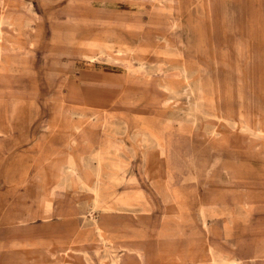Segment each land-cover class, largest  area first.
I'll return each mask as SVG.
<instances>
[{"label": "rangeland", "instance_id": "374dc122", "mask_svg": "<svg viewBox=\"0 0 264 264\" xmlns=\"http://www.w3.org/2000/svg\"><path fill=\"white\" fill-rule=\"evenodd\" d=\"M13 2V6L5 9V11L0 4V12L17 22L15 25L4 24L2 26L4 39L0 40L3 57L9 61L11 60L9 65L7 64L0 70V218L2 216V221H0V264H9L7 248L1 246L2 239L6 236H8V239L14 238L16 236L14 231L17 230L16 228H20L18 225H11L13 226L12 229L16 230L7 229V218L12 219L14 210L17 211H15L16 213L22 214L29 211V207L34 209L36 204L28 202L30 200L29 196H44L49 188L30 186L29 179L54 177L50 175V165H41L38 162L40 151L35 149L34 145L40 140L41 136L46 135L62 148L58 154L57 165L59 166L66 162L67 156H73L78 162L85 157L91 158L90 163L92 164L97 162L93 157L95 156V149L98 148L96 143H92L85 148L79 145L66 146L63 144L64 136L75 131L74 127L79 117L77 113H73L67 120H63L61 115H56L58 96L60 94L67 96L70 92V88L67 86L58 87V78L49 77L53 62L57 59V52L53 48L61 37L56 36L57 32L64 33L69 28H85L89 25V36L99 35L102 34L104 28L112 29V12L114 16L125 14L127 19L130 9L133 14L136 13L139 17V26L137 27L140 28V38L132 37L123 31L126 30L127 25L125 24L130 19H125V23L122 24V31L118 30L120 28L117 29L119 32L118 37L124 42L127 41L132 45L139 46L141 54L149 56L150 61L149 64L147 62L145 65V69H139L135 59H130L129 67L132 69L133 79L131 86L134 88L131 91L133 100L130 103L125 95L124 104L118 105L115 112H142L149 122L169 120L173 129L176 128L179 119H186L185 122L190 125L191 113L189 112L192 110L190 103L195 97V91L193 90L192 93L186 95L183 92L184 83L179 74L180 67L178 64L173 61L166 62L163 55L159 56L160 48L164 44L168 45L170 51H173L172 54L177 53L185 59L189 71H197L193 74V77L198 78L197 81L203 83V85L198 83L201 90L196 91V94L203 102L204 111L212 107L204 106L205 99L203 97H205L206 91L203 88L204 86H210L208 83H204V74L206 71L211 73L214 71L213 69H216L215 71L218 72L220 79L221 94L219 97L218 92L214 91L213 87L215 85H212L213 90L211 93L209 92V95L213 100L208 99L206 103L208 104L211 101L213 105V101H219L223 109L213 107L212 112H210L216 114L215 116L218 119L224 120L225 115L232 118L236 117L234 114L237 113L238 103L234 100L235 98L229 95L230 93L227 98V89L230 83L237 84L240 89L244 88L246 96L249 97H251L253 89L261 88L264 91V0H175L172 6H168L169 4L164 3L163 0V7H168L169 12L171 11L172 15L178 18L180 25L177 29L175 28L176 30L171 29L167 23L168 20L164 19H170L171 15L167 13L164 15L159 14L162 17L156 20L155 16L158 10L153 8L149 1L130 8L124 0L121 3L116 2L114 5H112V0H13ZM163 11L167 12V9ZM95 17H103L104 22L93 23ZM164 36L167 41L163 40ZM180 38L183 39L182 42L179 41ZM190 45H195L197 48ZM20 60L23 65L17 63ZM157 66L159 67L157 68ZM117 69L121 72L126 69V65L122 64ZM210 80L213 81L211 78ZM238 82L241 86L238 85ZM143 94L145 95L142 96ZM151 99L153 100L151 101ZM260 100L264 108V95ZM129 104L130 106H128ZM141 105H144L145 108H140ZM24 107L27 114L32 112L33 109H37V111L36 116L32 115L35 117L33 124L31 122V127L28 121L23 120L26 121V124L21 123L24 125V131H21L23 132L21 133L16 126V118H18L17 115ZM202 110L203 108L200 107L197 111L200 122L205 124V121L209 118L216 120L213 114L203 116L204 111L202 112ZM49 118H52L56 124H66V135L62 132L49 135L45 127V123ZM259 118L264 120V112L260 113ZM222 123L218 128L219 131L236 132V129L231 128V125ZM26 126L29 127L26 128ZM109 126L111 125L97 127L91 132V135L115 136L116 131H112L113 129L111 130ZM137 135H134V138L138 140L137 142L140 145L135 144V151L132 154V165L134 167L130 166V169L136 170L135 167L143 163L140 171L144 174H150L149 169H155L158 166L152 155L154 148L149 145L146 135L141 134L140 138L142 140L140 141ZM223 139L226 138L223 137L221 141H224ZM194 147L203 149L204 153L199 157V163L201 164L205 163L214 154V150L205 151L206 145L203 138L185 135L179 138L178 141L173 140L170 142L169 148L174 150V159H170L167 164L162 157L159 169L168 170L173 167H176L174 169L180 167V172L185 174V170H187L186 163H188L187 157H189ZM261 149L260 147L257 148L259 152ZM140 155H143V161L139 159ZM111 163L112 158L109 159L107 164L109 166L103 162L100 169L101 175L106 178V181L112 173ZM88 167L92 168L93 165ZM88 167L82 166L80 174H65L67 188L58 192L54 204L59 203L66 196L69 197V200H74L78 205H81V211L87 213L82 204L89 201L94 195L85 187V184H91L92 180H88L82 174ZM37 168H40V170L36 171ZM182 173L177 174L172 182H168L169 188L175 190L179 196L182 195L180 197L181 202H177L181 205L182 210L186 214L197 216V207L200 202L197 192L199 191L202 194L205 190L204 186L194 184L195 181L183 177ZM221 189L227 190L226 192L223 191L228 199L225 207L231 210L234 205L230 201L237 194L244 195L252 190L264 194V174L248 177L240 174L233 180L225 181L223 179L209 182L208 191L210 194L220 192ZM194 194L197 197L193 196ZM31 199L35 200L36 198L31 197ZM48 205H50L49 202L38 204L41 207ZM245 216L238 218L231 225L232 235L230 236L225 235L223 218H213L214 220L211 222L213 233L210 236V241L217 251H233L235 249L233 243L238 234H245V237L264 238V200L253 205ZM215 227L219 229L215 230ZM21 228L24 235L29 237L40 234H46L45 236H47L55 227H52V222L35 216L23 221ZM188 228L185 229L188 230ZM18 236L24 237L22 233ZM53 236L68 238L70 233L63 230L53 233ZM223 243L229 245H222ZM30 254L32 255L34 252L31 251ZM95 259L98 263L100 260H103L102 263H106L107 255L102 248L95 255ZM21 263L19 260L17 261V264ZM249 264H264V251L261 259Z\"/></svg>", "mask_w": 264, "mask_h": 264}, {"label": "crops", "instance_id": "0c3cea01", "mask_svg": "<svg viewBox=\"0 0 264 264\" xmlns=\"http://www.w3.org/2000/svg\"><path fill=\"white\" fill-rule=\"evenodd\" d=\"M124 1L127 2L128 6H129L128 8L133 7L134 5L139 6V4H140L134 0H124ZM116 2L121 3L122 0H112V5H114ZM144 2H146V1H144ZM166 13L168 14V12H166ZM166 13L165 12H161V13L158 12L155 16L156 20L161 19L162 16H159V14L164 15ZM122 16L124 19L127 18V17H125L126 16L125 14ZM127 16H128V19H131L130 17H132V19L133 18L137 19L136 13L133 14L131 12V9L128 12ZM123 18H120V15L114 16L113 12H112V32H113V34H112V52L116 53V51H117L119 55H122V53H123L122 51H124L125 53H123V54L128 55L127 61L122 60L119 57H116V58L112 57V87H106V86H103L101 84L102 83V77H103L101 70H98L96 68H92L91 66L83 63L82 60H80L79 58H76V57H73L70 59L67 57L57 56V59L55 61L61 60L60 65L61 66L66 65V68H68L67 66H69L70 65L69 63L71 62L70 67L72 69V70H70L68 68L64 73H62L61 74V76H63L62 81H59L57 83L58 87L67 86L70 88V92L67 94V96H65L64 94H62V95L60 94V96L62 97L63 106L72 110V111H77L78 113H83V114L85 112H89L91 110H93L94 112H101V111L106 109L107 113L98 116L96 119L94 118L92 120L91 124H89V123L87 124V122H84V120H83L82 123H86L83 126V131L87 134H91V132L94 129H96L97 127H100V126L106 127L110 124L111 126H109V127L111 128V130L113 129L112 131H116L115 136L111 137L109 135L108 137H104V136H101L100 134H92V136H96L97 138H99V137L110 138L115 142H120L125 147H127V146L129 148H131L132 146L135 147V145L133 144V138H134L133 134L136 135V134L140 133L139 135H137L140 140H142V138H140L141 134H143V135L145 134L146 136L147 135L150 136L149 138L147 136V138L149 140V145L151 146V148H154V147L156 148L157 144H156L155 140H158V139L165 140V138H166V139H170L172 141L173 140L178 141L179 138L184 137L185 135H189L190 137L203 138L204 143L206 145V149H205L206 152H208V151L210 152V151L214 150L211 148V145L208 142V139L210 138V136L208 135L209 133L204 132L201 129L203 123L200 122L199 118L197 117V111H198L197 105H200V106L203 105L201 99L198 98V96L196 94V87H195L196 85L195 84L198 83V81H197L198 78L196 80V78L193 77V73H196L197 71H195V72L191 71L190 72L187 69L185 59H183L179 54L177 55V53L172 54L173 51H169L170 48H168V45L164 44L160 48L159 56L163 55V57H165L164 60H166V62H171V60H172V61L176 62L178 64V66H180L182 64L179 68V74L181 75L182 81L184 83L183 84V92L187 95L189 93H192L193 90H195V97L193 99L194 101L192 100V102L190 103V107L192 108V110H191L192 113L191 112L190 113H191V117L194 120V123H193V120H191L192 119L191 117H190V120H191L190 123L191 122L192 123L190 125H187V123L185 122L186 119H184V120L179 119L176 128L173 129V127L170 126V125H172V123L169 120H163L161 122L160 121L159 122L158 121L157 122H149L145 118V116L143 115L142 112H140V113H129V111L127 113L115 112L116 107L118 105L124 104L123 99L127 95H128L127 97L129 99L130 103L133 100L131 97V91L134 88L131 86L132 85L131 82H133V79H132V69L129 67L130 59H135V60L137 59L136 62L138 64L137 67H139V69H145L144 68V67H146L145 65L147 64V62L149 63V61H150L149 56H147V55L144 56L143 54H141L142 52H141V48L139 46L132 45L130 42H127V41L124 42L118 37V35H119L118 30L122 31L121 30L123 28L122 24L125 23V20H123ZM171 18L172 19L176 18V20L178 21V18L175 16L171 15ZM138 19H139V17H138ZM138 19L135 23V26L132 28L128 24H125V25H127V28H126V30H123V31L127 32L132 37L136 36V38H140L139 37V36H141L140 30H139L140 28L137 27V26H139V23H138L139 20ZM164 19L168 20L167 23L170 26L171 20L169 18H164ZM178 23H179V21H178ZM113 24H115V25H113ZM118 28H120V29H118ZM114 32L116 34H114ZM163 40L167 41V38L163 37ZM138 41H140V40L138 39ZM179 41L182 42L183 39L180 38ZM191 47L195 48L196 46L193 45ZM128 48H130L131 50H128ZM118 49H120L121 51H119ZM76 60H78L79 62L77 61L78 64L75 63V64H73L74 65L73 66L72 62L74 63ZM65 61L66 62L69 61V63H66ZM120 62H122V63H120ZM62 63H64V64H62ZM58 64H59V62H58ZM67 64H69V65H67ZM122 64L126 65V69L119 72V69H117V68H120V65H122ZM158 67L159 66H157V68ZM115 69H117V70H115ZM180 70L182 71L181 73H180ZM213 70L214 71H212L211 73L206 71V73L204 74V76H205L204 82L209 83L210 86H204L206 89L203 88L204 91H208V93L207 92L205 93V97H203V99H205L204 106H206V107H207V105L212 106V107H209V109H208V111L210 110L211 112H212L211 109H213V107L214 108L220 107L221 109H223L221 107L219 101H217V102L213 101V105H212L211 101H209L208 104L206 103L208 101V99L213 100V98L210 97V95H209V92H211L213 90L212 85H215V87H213V88H214V91L218 92L219 97L221 94V92H220V79L218 76V72L215 71L216 69H213ZM211 76H213V77H211ZM210 78L213 81H211ZM188 80H190V81H188ZM81 84H83V85H81ZM86 86H89V87H86ZM185 86L186 87L188 86L190 88L187 87L188 88L187 89ZM90 87L91 88L92 87L97 88V89H95L96 92L94 91V89H91ZM234 87H236V89H237V87H238L237 84L233 85L232 83H230L228 85L227 97H228V94L230 93V90H232V88H234ZM88 88H90V89H88ZM88 90H90L92 93ZM243 90H244V88H241V91H243ZM83 91H84V93H83ZM93 91L96 94H94ZM98 93H100L101 95ZM103 93H105V94H103ZM107 94H109V95H107ZM84 95H86V96H84ZM89 95H91L90 98H89ZM110 95H113V97H111ZM144 95L145 94H143L142 96H144ZM93 97H95V98H93ZM107 98H109V99H107ZM152 100L153 99H151V101ZM197 100H198V102H200V104L195 103V102H197ZM128 106H130V104ZM154 106H153V108H154ZM140 108H145V106L141 105ZM36 111H37V109H35V110L33 109L32 112H28V114H26L24 116V118H22V120H20L18 117L19 115H17L18 118H16L17 119L16 126L20 132L24 131L23 130L24 125H22V124L25 123L26 121L29 122L30 127L32 126L33 119L36 116L35 115ZM208 111H205L204 112L205 115L203 114V116L213 114V113L208 114L207 113ZM156 113H158V112L156 111ZM33 114L35 116H32ZM29 116H32V117H29ZM78 117H79L78 122H80V120H79L80 118H82V119L84 118V116L80 117V115H78ZM61 118L63 120H67L69 118V116L61 115ZM23 120H26V121L24 122ZM212 120L213 119L209 118L206 121L209 122ZM52 121L55 122L52 118L51 119L49 118V120L45 123V127L47 126L48 123H51ZM145 121H147V122H145ZM206 121H205V123H206ZM31 122H32V124H31ZM121 122H123V123H121ZM114 124H116L117 126L114 127ZM168 124H169V126H168ZM122 125H124V126H122ZM29 126H26V128H28ZM58 126H59L58 131L65 133V135H66L67 125L66 124L65 125L64 124L63 125L58 124ZM146 126H148V127H146ZM117 127H118V129H117ZM187 127H188V129H187ZM195 127H196V129H195ZM161 128H163V129H161ZM144 130H146V131H144ZM159 130H160V132H159ZM182 130L183 131L186 130V131L183 132ZM46 131L49 135H51L48 128L46 129ZM73 132L68 133L67 135H71V134H73ZM134 132H136V133H134ZM21 133H23V132H21ZM225 133L228 134L229 132H225ZM162 134H163V137H161ZM222 138L223 137H221V136L218 137V139L220 140L218 142V146H219V150L221 151L220 153L222 154V159H221L222 162L219 163V167H218V170L216 171V173L212 177H210L209 179H206V177H205L204 170L208 166V164H209V162L213 156V155H211V157L209 159H207L205 161V163H203V164L198 163V167L200 168V172H199L197 178H195V179L191 178L193 181H195L194 184H198V186H199V184H201L202 186H204V189H205L202 194L199 193V191L197 192V194H198L197 196L200 198L199 204H201V203L210 204V203L215 202V203H222V204L226 205L228 199H227L226 195L224 194V192H226L227 190L226 189L222 190L223 189L222 188L220 190V192L210 194L208 191L209 182H211L212 180L218 181V180H223V179L225 181L226 180L227 181L233 180L234 178H236L240 174L245 175L246 169L256 170L259 168V167L257 168V166H255V164H260V162H261L258 157H254V156L252 157L249 155L246 156L247 154L244 152V149L238 143L234 142V140L224 142V141H221ZM150 139H151V141H150ZM227 139L228 138L223 139V140H227ZM92 143H96V146H98V148L103 147L104 149H107L105 146H102L100 143H98L96 141H93ZM92 143H89V145H91ZM63 144L67 145L65 139L63 141ZM136 145L138 146L140 144L137 143ZM51 147L57 148L59 146H57V144H54V142H52L49 139V137H47L46 135L41 136L40 140L35 143V149H39V151H40L39 155L43 154L42 152H45V150L50 149ZM196 147H197V145H196ZM196 147L193 148L190 155L192 154V152L194 150H199V153H198V159H199V157H201L204 152H203V149L196 148ZM155 148H154V151L152 153L155 152ZM133 152H134V150H130V153L133 154ZM173 155H174V150H173ZM249 157H252V159H250ZM73 159H74V161L72 162L71 165H67L66 164L67 162H65V163H63L64 165L61 164L60 166L57 165L58 166L57 168H51V171L56 172V174H53V175L50 174L51 176H54V177H48V178L46 177L45 179L44 178H40V179L30 178L29 179V185L30 186L53 187V190H52V194H51L50 198L42 199L41 197H44V196L30 195L29 196L30 200H28V202L35 203L36 204L35 208L31 209L29 207V211L22 213V214L16 213L17 211L14 210V214H13L12 219L7 218V220H6V224H7L6 228L7 229L8 228L12 229L13 226H11V225H15V226L18 225V227H20V228H16L17 230L12 229V231L16 230V231H14V232H16V236H15L16 238L14 237L12 239H8L7 238L8 236L3 238L2 247L7 248L8 263L9 264H17V261L19 260V262H22L23 264H29V263L30 264H89L90 262H92L90 264H161L163 256L164 257L169 256L171 254V252L173 251V249H171V247L164 248V246L158 242H160V234H161L160 231L162 230V228H160V226L161 227L163 226L162 220H163L164 215L166 213L165 204L167 202L168 203H170V202H175V203L181 202L180 197L182 195L179 196L175 190H172L171 188H169L170 186L168 184V182H172V180L175 179L177 174H181L179 172L180 167H178L177 169H174L176 167H173V168H170L171 170L170 169L162 170V169H159L160 163L157 162L156 165H158V166L155 169H149L151 171V173H150L151 175H150V174H144V172L140 171L141 167L143 166V163L142 164L140 163L139 168H137V166H136L135 167L136 170L130 169V166H133L132 162H131L132 159H131L128 162L127 166L124 167L126 170L123 168L124 173L122 175L126 179L134 171H139L140 182L136 186L140 188L141 194L144 197L145 201L149 204L150 210L147 212L133 211L131 209H125L123 211H115V210H112L110 208V206H108V205H111V203H112V195H111V197H108L107 199L102 200V201H100V199L94 200V195H93V197L89 201L82 204L83 209H85L86 212L88 213V214L87 213L85 214L84 212L81 211L82 210L81 205H78L74 200L73 201L69 200V197H66V196L63 197L62 201L54 204V200H55V198H57L58 192L59 191L61 192L65 188H67L66 183H65L66 179L65 180L63 179L64 181L62 184H58V181L60 180V178L65 177V174L71 175L72 173H78V172H79L78 174H80L81 173L80 170L82 169V166L88 167L82 161L78 162L75 160V158H73ZM140 159H141V161H143V155H140ZM80 160H82V159H80ZM245 161H247V164H245ZM94 164H96V163H93L91 165H94ZM245 165H247V166H245ZM114 167L115 166H113L112 170L115 169ZM100 169H101V166L98 167V166L94 165L92 168H90V167L86 168V170L82 174H84L88 180L93 181V177L91 176V172L97 171V170L101 171ZM39 170H40V168H37L36 171H39ZM153 170L154 171L155 170L156 171L161 170L160 177H158L156 179V181L159 182V184H155V180L153 179V175H152V172H154ZM45 174H48V173H45ZM182 174H183V177H186V175L184 173H182ZM33 176H35V175H33ZM88 191H90V190H88ZM182 194H184V193H182ZM167 196H169L168 197L169 199L167 198ZM193 196L197 197L196 194H194ZM232 196H233V194H232ZM31 197H35L36 199L33 200V199H31ZM239 197H241L240 194L233 196V198L231 199L230 202L235 203L236 201H238ZM39 198H41V199H39ZM41 202H49L50 205L42 206L43 207L42 208L41 206H38V204ZM92 202L103 203L104 208L92 211L91 210L92 204H94ZM180 211L182 212V214L188 215L182 210V208ZM197 213H198V209H197ZM224 213H225V215H227L229 213V210L226 209L224 211ZM24 215H26V216H24ZM35 216L39 217L40 219H44L46 221L52 222V227H55V228H53L52 231L50 233H48L49 235L45 236L46 234H40V235L29 236V237H26V235H24V231H22V228H21V223L25 220H29L31 218H34ZM193 216L197 217L195 215H193ZM21 218H23L24 220ZM189 228H188V231H190ZM63 230L69 231L70 236L68 238H62L59 236L54 237L53 236V233H57V232L63 231ZM21 233L23 234L24 237L18 236V234H21ZM99 234H100V236H99ZM211 235L212 234H209V237H208L209 242L208 243L206 242L204 245H202L203 246L202 249H206L208 247L209 243L212 246H214L213 243L210 241ZM225 235L230 236V235H232V232H228ZM104 237H105V239H104ZM43 244H45V246ZM97 245H99L98 246L99 248H97ZM126 245H128V246H126ZM183 245L187 247V245L185 243ZM222 245L226 246L229 244L223 243ZM233 245L235 246V249H245L248 246L244 240V237L239 236V235L234 240ZM42 247H44V248H42ZM104 247H106V248H104ZM61 248H63V249L61 250ZM101 248L104 250V252L107 255L106 263H102L103 260H100L99 263L96 262L95 255L97 253H99V250ZM55 249L57 251H55ZM169 249H170V251H169ZM31 251H33L34 254L31 255L30 254ZM51 251L52 252L54 251V252L52 253ZM162 251H165L167 254L164 253V255H163ZM47 252L50 254V256ZM55 253H56V255H55ZM214 253L216 255H220V256L226 254V252L217 251L215 246H214ZM123 255H125L124 262L122 261ZM32 256H34V259L32 258ZM52 256H54V257H52ZM86 256H88L87 259H86ZM27 258L29 261L27 260ZM29 258H31V259H29ZM32 260H33V262L31 263L30 261H32Z\"/></svg>", "mask_w": 264, "mask_h": 264}, {"label": "bare ground", "instance_id": "6f19581e", "mask_svg": "<svg viewBox=\"0 0 264 264\" xmlns=\"http://www.w3.org/2000/svg\"><path fill=\"white\" fill-rule=\"evenodd\" d=\"M55 1H57V0H55ZM134 1H136V2L139 1L138 3H141V2H144V1H149L152 4V7L155 8L156 10H158V11H156L157 13L158 12H160V13L164 12L163 10L167 9L168 14H170V15H172L171 11L169 12L168 7H163V4L167 3V4H169L168 6H172L175 3V0H164V3H163V0H134ZM13 3H14L13 0H0V4L4 8V11H5V9H8V8L12 7ZM31 11H33V10H31ZM8 13H9V11H8ZM11 13H12V11H11ZM172 16H174V15H172ZM95 18L96 19L93 21V23H103L104 22V20H103L104 18L103 17H95ZM120 18H123V16L121 15ZM130 18L131 19L129 20V22H127V24L132 28V27L135 26V23H136V21L138 19V16H137V19L136 18L132 19V17H130ZM125 19H127V18H125ZM125 19L123 18V20H125ZM14 20L9 19L8 17L4 16L2 12H0V40L4 39L3 38L2 26L4 24H9V26L17 24V22L14 21ZM170 20H171L170 28L171 29H175V28L177 29V27L179 26V23L176 20V18H173V19L171 18ZM29 21H32V20H29ZM88 29H89V25L86 26L85 28L84 27H82V28L78 27L76 29L75 28H69V30H67V31L65 30L66 32H64V33H62L61 31L57 32L56 36H58V37L61 36V37H60V40L57 43H55V47L53 49H55V51L57 52V56H59V57H67V58H70V59L73 58V57H76V58H79L80 60H82L83 63L91 66L92 68H96L98 70H101L102 71V76H103L101 84L103 86H106V87H112V57H115V58L119 57L120 59L127 61V56L128 55L127 54L124 55L123 54V53H125L124 51H122L123 52L122 55H119L117 51H116V53L112 52V34H113L112 29L104 28L102 34H99V35H97V34L95 35L94 34V35H91V36H89L90 32H89ZM114 34H116V33L114 32ZM12 38H14V37H12ZM14 42H15V40H14ZM118 50L121 51L120 49H118ZM128 50H131V49L128 48ZM169 51H170V49H169ZM244 53H245V51H244ZM11 57H14V56H11ZM19 58H20V56H19ZM10 61L7 60L5 57H3L2 49L0 48V70L3 69L7 64L9 65ZM77 61L78 60H76L74 63L72 62V65L75 64V63L78 64ZM58 62H59V64H58ZM17 63L20 64V65H23V62L21 60L17 61ZM60 63H61V60L53 62V65H52L51 70H50L51 71L50 72L51 75L49 74L50 75L49 77L50 78L51 77H56V78L59 79V81H62L63 76H61V74L64 73L68 68L70 70H72V69L70 67L71 66V62L70 63H69V61L66 62V63L70 64V65L67 64V65H69V66H67L68 68H66V65L61 66ZM64 63H62V64H64ZM101 63H103V64H101ZM196 69H194V70H196ZM39 70H40V68H39ZM181 72L182 71L180 70V73ZM42 79H44V78L42 77ZM196 80H197V78H196ZM188 81H190V80H188ZM198 83H199V81H198ZM198 83L195 84L196 86L194 85L196 87V91H200L201 90V88L199 87L200 85H198ZM83 84H81V85H83ZM200 84L203 85V83H200ZM238 85H240V82H238ZM86 87H89V86H86ZM90 88H88V89H90ZM188 88H190V87H188ZM91 89H94V91H95V89H97V88L92 87ZM204 89H206V88L204 87ZM253 90L254 91H251V93H252L251 97H249L248 95L246 96L245 90H244V93L242 94V91H241L239 86L237 87V89H236V87L232 88V90H230V95H231V97H234L235 100L238 103V105H237V113L234 114L236 117L232 118L229 115H225L224 116V120H221L220 118L218 119L215 116L216 114L215 115L213 114V116L216 117V120L215 121L214 120L213 121H209V122L206 121V123L202 125L201 129L204 132L209 133L208 135L210 136V138L208 139V142L210 143L211 148L215 150L214 154H213V156H212V158H211V160H210V162L208 164V166L204 170L206 179H209L210 177H212L216 173V171L218 170V167H219V163L222 162L221 161L222 154L220 153L221 151L219 150V146H218V142L220 140L217 139L219 136L228 138L227 140H224V141H233L234 140V142L238 143L244 149V152L247 154L246 156H248V155L252 156V157L254 156V157H258L260 159V161H261L260 164H255V166H257V168L258 167L259 168L256 169V170H248V169H246L245 170V175L246 176L258 175V174L259 175H263L264 174V120L259 118L260 113L264 112L262 101L260 100L262 95H264V91L261 88H256V89H253ZM88 91H90V90H88ZM95 92H94V94H96ZM83 93H84V91H83ZM100 93H98V94H100ZM103 94H105V93H103ZM107 95H109V94H107ZM84 96H86V95H84ZM90 96L91 95H89V98H90ZM110 96L113 97V95H110ZM93 98H95V97H93ZM109 98H107V99H109ZM58 99H59V101H58V109L56 108V113H57L56 115L70 116L73 113H75V114L77 113L78 115H80V117L84 116L83 119L82 118L79 119L80 122H77L76 126L74 127L75 131L73 132V134L64 136V139H65L66 144H67L66 146H77V145H79V146H83L85 148V147H87L89 145V143H92L93 141H96V142L100 143L102 146H105L107 149H104L103 147L95 149L97 152L95 151V156H93V157H95L97 162H95L96 164H94V165L100 167V166H102L103 162H104L105 165H107L108 162H109V159L112 158V163H111L112 164V168H113V166H115L114 167L115 169L112 170V173L109 176V178H107V181H106V178L103 175H101V171L97 170V171H92L91 172V176L93 177V181H92L91 184H86L85 186H86V189H88V190L93 192L94 200H99L100 199V201H102V200L107 199L108 197H111V195H112V203H111V205H108V206H110V208L112 210L123 211L125 209H131L133 211H140V212L149 211L150 210L149 204L145 201L144 197L142 196L140 188L136 186L140 182V176H139L140 173H139V171H134L126 179L122 175L124 173L123 168L125 166H127L128 162L133 158L132 153H130V150H134L135 151V147L134 146H132L131 148H129L128 146L125 147L120 142H115V141H113L110 138H101V137L97 138L96 136H92L91 134H87V133H85L83 131V126L86 124V123H82L83 120H84V122H87V124L88 123L91 124V122H92V120L94 118L96 119L98 116L106 114L107 110L105 109V110H103L101 112H94L93 110H91L89 112H85L84 114L83 113H78L77 111H72V110L64 107L63 106L62 97L60 95L58 96ZM195 103L196 104H198V103L200 104V102H198V100ZM197 106H198V108H200V107L203 108L202 112L204 111V107H202L200 105H197ZM205 111H206V109H205ZM221 113H222V111H221ZM26 114H27V112H26L25 107H24L23 110H21L20 113L18 114L19 115L18 116L19 119L22 120V118H24V116ZM202 114H204V113H202ZM191 120H193V118ZM145 122H147V121H145ZM222 122H224L225 124L231 125V128H235L236 132L235 133L232 132V133H228L227 134V133H225L223 131H219L218 128H219L220 124L221 125L223 124ZM121 123H123V122H121ZM193 123H194V120H193ZM115 126H117V125L114 124V127ZM122 126H124V125H122ZM168 126H169V124H168ZM170 126H172V125H170ZM46 127L49 129V132H50L51 135L53 133H57V132L59 133V131H58L59 130L58 129L59 126H58V124H56V122L52 121L51 123H48ZM146 127H148V126H146ZM188 127H187V129H188ZM117 129H118V127H117ZM161 129H163V128H161ZM195 129H196V127H195ZM144 131H146V130H144ZM185 131H183V132H185ZM159 132H160V130H159ZM134 133H136V132H134ZM134 135L135 134H133V136ZM144 136H145V134H144ZM162 136H163V134H162ZM149 137L150 136H148V138ZM64 139H63V141H64ZM151 139H150V141H151ZM137 141L138 140L133 138V144L134 145L138 143ZM139 141H140V139H139ZM171 141L172 140H170V139H165V140L158 139V140H155L157 145H156V148L154 147L155 148V152L152 153V155H153L154 160L160 163L159 166H161V160H162L161 158L162 157L164 158V160H166L167 164H168L170 159H174L175 153L173 155V150L171 148H169V144H170ZM52 142H54V141H52ZM258 147L262 148L260 152L257 150ZM61 149H62L61 147H57V148L56 147H51L50 149L45 150V152H42L43 154H40L38 162L41 165H43V164L44 165H50L51 168L52 167L56 168L57 163H58V154L60 153ZM49 151H50V154L48 155ZM198 153H199V150H194L192 152V154L189 155V157H187L188 158V161H187L188 163H186L187 164L186 165L187 170H185L186 171L185 175L188 178L195 179V178H197V176H198V174L200 172V168L198 167V163H199ZM85 154H83V155H85ZM67 155H68V153H67ZM136 156H137V154H136ZM252 157H249V158L252 159ZM73 158H74L73 156H67V160H66L67 163L66 164L67 165H71L72 162L74 161ZM81 159H82V162L86 166H90L92 164V163H90L91 162V160H90L91 158L89 159L88 157H85V158H81ZM139 159H140V157H139ZM149 159H150V157H149ZM132 161H133V159L131 160V162ZM149 162L152 163L151 161H149ZM245 164H247V161H245ZM107 166H109V165H107ZM245 166H247V165H245ZM137 168H139V165L137 166ZM180 173H182V172H180ZM50 174L53 175V174H56V172L51 171ZM75 174H77V173H75ZM160 174H161V170H159V171L155 170L154 172H152L153 179L155 180V184H159V182H157L156 179L158 177H160ZM63 179L65 180L66 178L65 177H61L60 180L58 181V184H62L63 181H64ZM52 190H53V187H49L47 189L46 193L44 194V198H50V196L52 194ZM46 195H47V197H45ZM168 197L169 196H167V198ZM263 200H264V194H262V192H256V191L252 190V191L248 192L247 194L241 195V197H239L238 201L233 203V205H234L233 209H231V210L228 209L229 213L227 215H225V213H224V211L226 210L225 204L215 203V202L214 203H210V204L201 203V204L198 205V208H197L198 209L197 217H194L192 214L184 215L180 211L181 210V205L180 204H177L175 202H170V203L167 202L165 204L166 213H165L164 218L162 220V225L163 226L162 227L160 226V228H162V230L160 231L161 232V234H160V242H158V243H161L164 246V248L171 247V249H173V251L171 252L170 255L168 254L169 256H166V255H165L166 257L163 256L161 264H249V263H253L256 260L261 259V257L263 256V251H264L263 250L264 238L245 237V234H242V235L238 234L239 236H243L244 237V240H245V242H246V244L248 246L245 249H234L231 252L228 251V252H226V254L221 255V256L220 255H216L214 253V246H212L210 243L208 244V247L206 249H202V247H203L202 245H204L206 242L207 243L209 242L208 241L209 240L208 239L209 234L213 233V230H212L213 227L211 225L212 220H214L213 218H215V217H222L223 218L225 234H227L228 232H231L230 228H231V225L234 224L235 220L245 216V214L250 210V208L253 205H255L257 202H260V201H263ZM92 203H94V204H92V208H91L92 211L104 208V204L103 203H98V202H92ZM24 216H26V215H24ZM1 219H2V216L0 218V221H2ZM21 219H23V218H21ZM186 227H190L189 228L190 231L186 230L185 229ZM238 227H239V224H238ZM218 229H216V227H215V230H218ZM99 236H100V234H99ZM105 237H104V239H105ZM184 243L187 245V247L183 245ZM2 245H3V239L1 241V246ZM43 245L45 246V244H43ZM98 246L99 245H97V248H99ZM126 246H128V245H126ZM42 248H44V247H42ZM104 248H106V247H104ZM56 249H55V251H57ZM62 249L63 248H61V250ZM169 251H170V249H169ZM164 253H166V252L162 251L163 255H164ZM55 255H56V253H55ZM49 256H50V254H49ZM52 257H54V256H52ZM87 257L88 256H86V259H87ZM32 258L34 259V256H32ZM124 258H125V255H123V257H122V261L123 262L125 260ZM29 259H31V258H29ZM27 260H28V258H27ZM30 262L32 263L33 260L30 261ZM90 263H92V262H90Z\"/></svg>", "mask_w": 264, "mask_h": 264}]
</instances>
